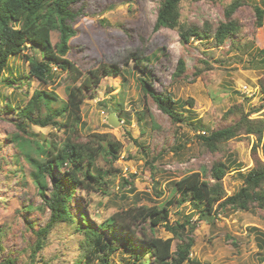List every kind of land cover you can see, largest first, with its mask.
<instances>
[{
  "label": "rangeland",
  "instance_id": "obj_1",
  "mask_svg": "<svg viewBox=\"0 0 264 264\" xmlns=\"http://www.w3.org/2000/svg\"><path fill=\"white\" fill-rule=\"evenodd\" d=\"M161 1L77 0L72 7L75 33L68 39L70 49L65 58L72 70L80 72L75 84L83 90L81 81L88 70L102 64L118 71H109L96 85L84 88L93 98L83 99L80 112L84 124L72 138L85 141L93 134L108 133L121 147L116 159H105L102 154L95 159L91 170L94 174L100 171L99 184L90 183L91 190L73 186L68 210L74 221H58L45 236L39 229L50 222V210L38 192L36 172L25 154L34 159L39 156L34 144L20 141L18 148L17 140H62L66 134L53 126L31 124L6 109L4 100L11 98L20 108L34 90H44L55 94L50 108H60L66 100L65 86L72 84L76 75L59 68L46 82L31 77L6 85L18 72L25 76L27 58L40 59V49L29 43L11 56L0 72V264L6 260L14 264H102L103 259L108 264H154L146 238L172 237L171 250L181 240L163 224L151 227L147 219L130 226L136 231L134 237H120L117 228L108 230L105 220L132 206H162L170 200L165 205L166 221L190 220L194 226L186 230L193 245L181 264H264V205L253 204L244 210L227 207L212 220L201 219L203 203H179L173 184L194 171L211 182V161L221 160L226 167L222 186L230 196L243 185L244 175L256 161H264V13L260 20L255 12V7H263L262 2L181 0L177 26L156 29ZM227 20L237 27L221 44L203 36H191L186 43L180 39L179 30L190 25L214 30ZM50 39L52 44L58 42V29L50 32ZM180 58L184 61L182 71L177 69ZM140 79L153 93L176 100L183 121L173 122L162 112L141 87ZM121 102L125 123L111 127L102 111L107 113ZM244 116L252 126L262 128L260 139L257 134L241 132L221 141L214 152L199 141L198 134L207 135ZM17 124H24V131ZM71 168L64 163L53 169L54 176ZM61 181L67 189L65 178ZM44 182L48 198L53 189L51 175H45ZM81 212L86 214V224ZM90 225L112 246L103 258V252L96 257L91 253L90 259L82 257L87 253L84 234L76 227ZM38 238H43L41 248H35Z\"/></svg>",
  "mask_w": 264,
  "mask_h": 264
},
{
  "label": "trees",
  "instance_id": "obj_2",
  "mask_svg": "<svg viewBox=\"0 0 264 264\" xmlns=\"http://www.w3.org/2000/svg\"><path fill=\"white\" fill-rule=\"evenodd\" d=\"M181 0H162L161 6L157 12L154 28L169 27L175 28L178 24L177 6ZM264 7V0H261ZM77 0H0V72L7 65L11 56L16 55L22 48L29 43L30 47L40 49V59L29 57L28 70L25 73H16L17 77H10L5 81L8 86L19 84L23 79L34 78L41 82H46L50 78L53 79L52 73L54 69H70L71 74L75 73L73 83L65 86L66 100L62 102L60 108L52 109L49 103L55 94L44 90H34L28 96L26 102L18 108L12 104V99L4 100L6 109H12L14 114L25 117L33 125L40 127L53 126L55 129H61L66 137L50 140H17V147H21L22 141H28L35 145L34 151L37 152V159L25 156L34 167L35 183L38 186V192L46 206L50 210V222L43 228L39 229V233L45 236L48 230L58 222L64 221L71 223L74 217L68 210V203L73 195V186L79 189L91 190V184H99L101 181V173L92 172L95 159L102 154L107 157L116 159L120 150V142L113 140L108 133L93 134L85 141L73 140L72 135L76 134L78 127L84 124L81 118L80 106L86 96L93 98V95H87L84 88L89 89L90 86L96 85L102 75H106L109 71L117 74V69L112 65H100L99 67L88 70L81 83L76 85L75 81L80 72L67 62L65 54L69 47L68 39L75 33L71 21L75 18L76 13L73 11V5ZM263 7H255V12L261 20L263 17ZM230 8L226 11V17L230 16ZM12 23L17 24L13 27ZM237 25L227 20L219 22L214 30H210L209 26L200 29L197 25H190L183 30H179V36L183 43L188 42L191 36L211 37L214 42L221 44L227 37L236 31ZM53 29L59 30V40L55 44L51 43L50 32ZM264 52V49H263ZM28 57V56H26ZM137 63V62H136ZM184 68V61L180 58L178 61V71ZM0 82L2 80L0 79ZM21 83V82H20ZM29 83V81H27ZM140 85L156 102L158 108L166 113L173 122H181L184 115L177 111L178 103L169 95L155 94L147 87L146 81L140 79ZM123 104H117L116 115L122 119ZM18 108V109H17ZM17 109V110H16ZM35 113V114H34ZM252 121L244 116L234 123L213 131L209 134H198L199 141L211 151L219 148V143L225 141L241 132L257 134L260 139L261 127L252 126ZM20 130L24 131V124L16 125ZM35 136V134H33ZM20 139V138H19ZM21 141V142H20ZM20 142V143H19ZM23 147V146H22ZM31 158V160L29 159ZM209 169V176L213 181L200 178L197 171L182 176L173 182L175 192L179 193L178 202H189L191 204L203 203L199 212L201 219L211 218L218 211H223L229 207L233 210L249 209L253 204L262 207L264 205V161H256V164L244 175L243 185L240 189L230 196H226L222 178L225 174V164L221 160H212ZM67 163L72 168L65 170L60 176H54V168H60ZM45 175H51L53 189L49 197H45ZM81 175V176H79ZM83 177V178H81ZM62 178H65L68 188L65 189ZM88 183L83 184L84 179ZM168 201L162 206H132L121 212H115L108 217L105 222L108 230L117 228L122 236L134 237L136 231L130 229L131 225H135L138 221H147L151 227L163 224V227L172 233L173 237L181 240V244L176 245L175 250H171L172 237L161 238L151 236L145 239L147 251H151L154 264H181L188 259L190 249L193 245V238L186 231L188 226L193 229V223L190 220L183 222L176 221L172 224L166 221L165 205L171 203ZM29 209V208H28ZM82 223H87L85 213H80ZM211 219V220H212ZM76 229L84 234L85 249L87 253L82 257L90 259L91 253L103 252V256H107L108 251L112 250L111 244H108L102 237V234L96 231L92 225L86 227L77 226ZM43 239V238H42ZM42 239L38 238L35 248L42 247ZM81 257V258H82ZM89 264L88 262H82ZM1 264H14L11 260H6ZM102 264H108L103 259ZM144 264H148L144 261Z\"/></svg>",
  "mask_w": 264,
  "mask_h": 264
},
{
  "label": "water",
  "instance_id": "obj_3",
  "mask_svg": "<svg viewBox=\"0 0 264 264\" xmlns=\"http://www.w3.org/2000/svg\"><path fill=\"white\" fill-rule=\"evenodd\" d=\"M107 123L112 127H117L119 124V119L113 112H110L107 116Z\"/></svg>",
  "mask_w": 264,
  "mask_h": 264
},
{
  "label": "clouds",
  "instance_id": "obj_4",
  "mask_svg": "<svg viewBox=\"0 0 264 264\" xmlns=\"http://www.w3.org/2000/svg\"><path fill=\"white\" fill-rule=\"evenodd\" d=\"M122 103V102H121ZM114 110H116V107L114 108V109H112V110H109V111H107V113H104L103 111H102V114H104L105 115V121H106V123H107V116H108V114L110 113V112H113L115 115H116V112L114 111ZM117 116V115H116ZM117 118L119 119V123L120 124H123V123H125V119H124V117L122 118V119H120L118 116H117ZM108 124V123H107ZM109 125V124H108ZM107 125V126H108ZM110 126V125H109ZM112 127V126H111Z\"/></svg>",
  "mask_w": 264,
  "mask_h": 264
}]
</instances>
